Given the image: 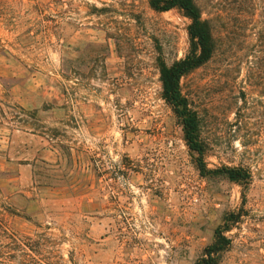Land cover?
I'll return each mask as SVG.
<instances>
[{
    "label": "rangeland",
    "instance_id": "374dc122",
    "mask_svg": "<svg viewBox=\"0 0 264 264\" xmlns=\"http://www.w3.org/2000/svg\"><path fill=\"white\" fill-rule=\"evenodd\" d=\"M220 1L203 10L222 12L219 51L182 88L207 167L249 168L246 187L199 172L162 98L158 58L188 48L179 11L0 0V264H195L218 228L217 264H264V70Z\"/></svg>",
    "mask_w": 264,
    "mask_h": 264
},
{
    "label": "trees",
    "instance_id": "16d2710c",
    "mask_svg": "<svg viewBox=\"0 0 264 264\" xmlns=\"http://www.w3.org/2000/svg\"><path fill=\"white\" fill-rule=\"evenodd\" d=\"M209 1L148 0L152 9L156 11L175 9L189 21L186 27L188 48L184 56L170 64L162 58L157 60L161 95L179 121L186 145L197 154L195 162L199 172L204 176L222 174L229 180L246 187L251 179L249 168L243 165H223L215 169L207 167L205 156L208 144L202 138L201 119L182 88V79L210 61L221 46V32L217 30V24L213 23V20L216 16L220 17L222 12L208 13L209 16L204 17L203 10L205 5L210 7ZM219 3L226 5L224 10L227 11L228 17L232 16L235 30H240V26H244L240 22L247 24L245 37L251 42L248 46L251 45L254 59L257 62L260 60L264 70V0H222ZM256 52L262 53L261 57L256 56ZM254 75V66H250L247 71L248 80ZM240 100L241 104L235 108L234 123L237 129L245 126L248 114L245 112L247 99L244 94L240 96ZM223 232L220 228L215 231L213 242L204 248L202 257L195 264H217V254L228 244Z\"/></svg>",
    "mask_w": 264,
    "mask_h": 264
}]
</instances>
